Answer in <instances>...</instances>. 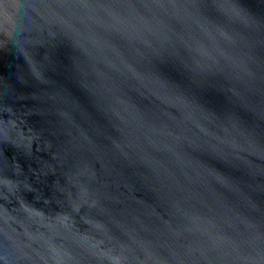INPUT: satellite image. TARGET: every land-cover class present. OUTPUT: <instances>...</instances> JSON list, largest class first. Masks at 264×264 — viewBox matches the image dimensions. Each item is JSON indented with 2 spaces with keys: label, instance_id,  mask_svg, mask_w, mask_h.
I'll return each instance as SVG.
<instances>
[{
  "label": "water",
  "instance_id": "water-1",
  "mask_svg": "<svg viewBox=\"0 0 264 264\" xmlns=\"http://www.w3.org/2000/svg\"><path fill=\"white\" fill-rule=\"evenodd\" d=\"M0 264H264V0H0Z\"/></svg>",
  "mask_w": 264,
  "mask_h": 264
}]
</instances>
